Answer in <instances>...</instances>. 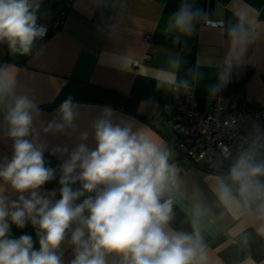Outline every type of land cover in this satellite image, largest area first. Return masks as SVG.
Returning <instances> with one entry per match:
<instances>
[{
  "label": "crops",
  "instance_id": "1",
  "mask_svg": "<svg viewBox=\"0 0 264 264\" xmlns=\"http://www.w3.org/2000/svg\"><path fill=\"white\" fill-rule=\"evenodd\" d=\"M36 3L37 20L44 21L49 36L27 55H9L7 43L0 42V68L14 78L10 90L0 96V169L14 154L6 116L15 99L25 96L32 103L26 139L42 149L45 166L53 170V178L37 193L59 200L63 165L81 144L95 149L94 125L108 110L115 123L132 124L133 131L160 144L169 163L181 168L164 199L173 202L169 229L199 234L197 264H264V215L259 203L242 197L230 178L240 154L250 152L260 162L264 151L244 148L226 160H205L203 167L188 163L174 145L168 106L174 87H184L187 81L204 113L212 111L215 99L225 108L264 107V0H33ZM183 4L199 13L190 34L173 26ZM208 20L221 22V27L206 26ZM169 77L173 83L166 82ZM69 97L74 119L67 123L60 109ZM223 185L231 189L230 200L220 196ZM81 187L79 181L72 185L73 190ZM0 194L9 205L21 195L3 180ZM23 195L28 198L30 193ZM76 226L58 250L62 264H71L75 257L70 240ZM25 233L38 250L37 230L30 222L23 229L11 225L12 238ZM107 264H122V258L111 254Z\"/></svg>",
  "mask_w": 264,
  "mask_h": 264
},
{
  "label": "clouds",
  "instance_id": "2",
  "mask_svg": "<svg viewBox=\"0 0 264 264\" xmlns=\"http://www.w3.org/2000/svg\"><path fill=\"white\" fill-rule=\"evenodd\" d=\"M33 0H0V42L15 53L27 55L33 42L45 34L37 26ZM199 13L181 5L173 26L182 33L193 31ZM236 30H232L235 35ZM175 61L174 66L178 67ZM7 69L0 68V96L10 90ZM227 75L221 76L226 81ZM167 83H173L169 77ZM184 87H188L184 81ZM218 89L213 87L212 91ZM32 103L25 96L15 99L6 119L14 139V154L0 169V180L21 195L9 205L0 194V264H62L58 250L69 230L75 257L71 264H107L116 254L122 264H197L199 234L190 235L169 229L172 200L164 199L174 182L169 155L160 144L130 123H115L105 110L95 122L94 150L81 144L63 165L60 199L39 196L37 189L53 178L45 166L43 151L26 137L32 124ZM62 119H74L69 97L61 106ZM78 170V171H77ZM264 161L257 162L250 152L238 156L230 170L231 180L242 197L256 200L264 215ZM79 181L80 189L72 185ZM30 193L28 198L23 195ZM85 193L82 203L75 202ZM55 196V192L51 194ZM222 199H231V189L223 185ZM87 213V216H85ZM30 222L37 230L38 250L31 235L10 236L11 225L23 229Z\"/></svg>",
  "mask_w": 264,
  "mask_h": 264
},
{
  "label": "built area",
  "instance_id": "3",
  "mask_svg": "<svg viewBox=\"0 0 264 264\" xmlns=\"http://www.w3.org/2000/svg\"><path fill=\"white\" fill-rule=\"evenodd\" d=\"M204 24L221 27V22L212 20ZM37 26L44 27L45 34L33 42L31 49L49 36V28L43 20H37ZM6 51L9 55L14 53L8 44ZM173 93L168 106L176 132L174 145L183 160L203 167L201 164L205 160H226L244 148L264 151V107L225 108L221 99H215L212 111L204 113L192 88L176 86ZM169 164L174 170V185L181 168L175 162ZM90 195L94 197L96 193Z\"/></svg>",
  "mask_w": 264,
  "mask_h": 264
},
{
  "label": "trees",
  "instance_id": "4",
  "mask_svg": "<svg viewBox=\"0 0 264 264\" xmlns=\"http://www.w3.org/2000/svg\"><path fill=\"white\" fill-rule=\"evenodd\" d=\"M50 33V32H49ZM204 166V165H203Z\"/></svg>",
  "mask_w": 264,
  "mask_h": 264
}]
</instances>
